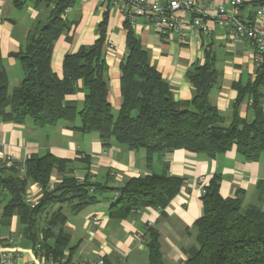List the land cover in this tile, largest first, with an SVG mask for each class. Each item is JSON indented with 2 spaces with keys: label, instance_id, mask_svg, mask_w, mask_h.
Instances as JSON below:
<instances>
[{
  "label": "trees",
  "instance_id": "16d2710c",
  "mask_svg": "<svg viewBox=\"0 0 264 264\" xmlns=\"http://www.w3.org/2000/svg\"><path fill=\"white\" fill-rule=\"evenodd\" d=\"M15 4L21 7L18 2ZM72 4L73 0H34V8L42 7L46 17L29 32L25 46L10 54L23 71L20 85L10 94L0 56L1 122L23 124L31 120L44 127L79 119V125L72 126V131L80 135L96 133L104 148L113 140L129 151L144 150L147 166L154 157L161 158L179 149L214 159L235 147L248 161L264 152V64L257 70L254 82L244 86L234 84L237 96L233 116L225 125L222 115L208 100L219 78L215 57L205 53L204 63L186 73L192 97L179 103L126 22V55L119 64L121 105L114 115L107 100L102 52L107 13L97 27L98 38L94 43L64 57L62 77L58 78L51 70L53 45L69 29L62 16ZM263 5L264 1H260L259 6ZM79 81L84 99L78 108L66 97L77 91ZM246 98H251L254 118L250 122L237 114V107ZM70 164L46 154L27 158L21 177L14 170L0 168V195H9L3 205V217L5 220L18 217L22 235L35 253L57 264H75L63 257L69 242V236L61 228L65 221L63 209L77 213L96 204L97 195L109 190L86 177L76 178ZM54 172L62 173V177L48 190ZM182 182L181 178L165 174L130 178L115 190V202L108 215L114 220H124L146 208L163 210L179 193ZM32 183L42 189V197L34 207L24 199ZM243 195L242 191H236L235 197L223 198L218 178L209 181L200 197L202 216L192 226L196 246L186 250L185 264H264V210L255 205L243 206ZM145 246L149 264H164L155 230L148 231Z\"/></svg>",
  "mask_w": 264,
  "mask_h": 264
},
{
  "label": "crops",
  "instance_id": "0c3cea01",
  "mask_svg": "<svg viewBox=\"0 0 264 264\" xmlns=\"http://www.w3.org/2000/svg\"><path fill=\"white\" fill-rule=\"evenodd\" d=\"M157 1L164 3L167 0ZM260 1L264 0H248L239 9L240 18L252 21ZM16 2L21 7L17 8ZM33 2L0 0V56L8 75V94L20 85L23 77L21 65L10 54L25 46L29 32L46 17V11L42 7L34 8ZM105 13L107 25L102 52L106 64L107 100L116 115L121 105L119 64L126 55L124 24L127 22L118 5L103 7L97 0H73L62 16L69 29L55 41L50 67L61 78L64 57L94 43L98 38L97 27ZM130 28L151 65L160 73L174 100L179 103L188 102L192 97V86L186 79V73L204 63L205 53L212 54L219 78L208 100L222 115L225 125L230 123L237 96L234 84L244 86L252 83L257 73L251 60L250 45L245 40L231 39L225 30L218 27H213L210 36L189 34L184 42L159 36L141 19H137ZM262 95L264 110V89ZM83 99L79 81L77 91L67 96L66 101L75 102L79 108ZM237 114L249 122L253 120L251 98L240 103ZM74 125H79V119L73 123L62 121L44 127L31 120L23 124L0 121V163L6 155L22 163L30 156L50 154L71 162L69 169L74 176L86 177L90 182L109 189L97 195L96 204L77 213L63 209L65 221L61 228L69 236L63 257L72 263L87 264L101 260L104 264H149L145 239L152 229L158 233L164 264H185L186 250L196 246L192 226L203 213L201 193L196 183L201 176L205 178L206 186L213 177H217L219 193L223 198H233L236 191H242L243 206L255 205L264 210V152L257 159L248 161L236 152L235 147L214 159L179 149L161 158L154 157L147 166L144 150L129 151L113 140L104 148L96 133L80 135L72 131ZM151 174L181 178L183 182L179 193L163 210L146 208L124 220L111 219L108 209L115 202V190L130 178ZM61 177L62 173L54 172L48 190L58 184ZM30 197L35 202L41 199L42 189L38 184L28 185L25 202ZM8 199L9 195H0V255L9 250L13 264H36L38 258L40 262L48 261L45 255L35 253L31 243L23 237V226L18 217L12 216L9 220L3 217V205Z\"/></svg>",
  "mask_w": 264,
  "mask_h": 264
},
{
  "label": "built area",
  "instance_id": "2783aa9c",
  "mask_svg": "<svg viewBox=\"0 0 264 264\" xmlns=\"http://www.w3.org/2000/svg\"><path fill=\"white\" fill-rule=\"evenodd\" d=\"M97 1L103 7L118 5L130 26L141 19L147 28L159 36L172 37L179 42H184L189 34L210 36L213 27L222 28L229 38H242L250 45L251 60L256 70L264 64V5L255 9L252 21H243L239 9L248 0H167L164 3L157 0ZM0 168L14 170L20 177L25 173L23 162H15L9 155L2 157ZM196 183L200 193L204 194L205 178L199 177ZM26 203L30 207L37 204L31 197ZM38 259L36 264H57L52 260L40 262ZM0 264H13L9 250L1 253ZM87 264L104 263L99 260Z\"/></svg>",
  "mask_w": 264,
  "mask_h": 264
},
{
  "label": "rangeland",
  "instance_id": "374dc122",
  "mask_svg": "<svg viewBox=\"0 0 264 264\" xmlns=\"http://www.w3.org/2000/svg\"><path fill=\"white\" fill-rule=\"evenodd\" d=\"M75 177H76V176H75ZM76 178L81 179V178H79V177H76Z\"/></svg>",
  "mask_w": 264,
  "mask_h": 264
}]
</instances>
